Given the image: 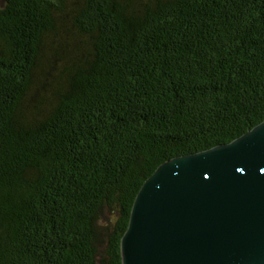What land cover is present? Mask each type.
I'll return each instance as SVG.
<instances>
[{
	"label": "trees",
	"instance_id": "trees-1",
	"mask_svg": "<svg viewBox=\"0 0 264 264\" xmlns=\"http://www.w3.org/2000/svg\"><path fill=\"white\" fill-rule=\"evenodd\" d=\"M0 264H121L162 162L264 120V0H1Z\"/></svg>",
	"mask_w": 264,
	"mask_h": 264
},
{
	"label": "water",
	"instance_id": "water-1",
	"mask_svg": "<svg viewBox=\"0 0 264 264\" xmlns=\"http://www.w3.org/2000/svg\"><path fill=\"white\" fill-rule=\"evenodd\" d=\"M121 264H264V120L159 164L120 238Z\"/></svg>",
	"mask_w": 264,
	"mask_h": 264
},
{
	"label": "rangeland",
	"instance_id": "rangeland-1",
	"mask_svg": "<svg viewBox=\"0 0 264 264\" xmlns=\"http://www.w3.org/2000/svg\"><path fill=\"white\" fill-rule=\"evenodd\" d=\"M0 4H2L1 0H0Z\"/></svg>",
	"mask_w": 264,
	"mask_h": 264
}]
</instances>
